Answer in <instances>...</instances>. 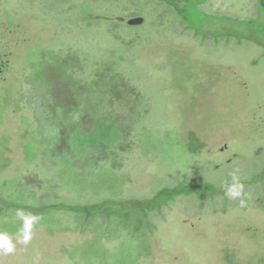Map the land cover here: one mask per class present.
Instances as JSON below:
<instances>
[{
	"label": "rangeland",
	"instance_id": "rangeland-1",
	"mask_svg": "<svg viewBox=\"0 0 264 264\" xmlns=\"http://www.w3.org/2000/svg\"><path fill=\"white\" fill-rule=\"evenodd\" d=\"M64 61L119 73L133 110L62 113ZM111 107L121 142L62 138ZM17 209L40 220L0 264H264V0H0V230Z\"/></svg>",
	"mask_w": 264,
	"mask_h": 264
},
{
	"label": "trees",
	"instance_id": "trees-1",
	"mask_svg": "<svg viewBox=\"0 0 264 264\" xmlns=\"http://www.w3.org/2000/svg\"><path fill=\"white\" fill-rule=\"evenodd\" d=\"M60 64L62 76L51 79L50 95L52 98L53 96L54 98L56 97L53 104L59 106L62 113L72 112L76 114L78 110L77 107L79 106L76 100L83 97H92L96 93V90L101 91L99 95L97 94L98 97L101 96L103 100H106L112 107L118 105L120 110L123 111L129 109L127 111L131 112L133 110L132 104L137 102L140 98L136 90L127 83L119 73L113 72L107 66L97 67V69L85 75L76 64H69L65 61ZM112 107L106 110L104 109L101 114L97 115L94 119L89 118L86 113L84 117L80 116L81 121L79 119L72 120L68 128L61 126L62 138L69 139L68 137H70L69 135L71 134L78 135L82 138L85 136L84 134L87 133L86 136H90L91 138L93 136L98 139L93 141L95 142L94 145H100L98 142L100 140L102 142L101 146L105 148L107 144L105 140L111 137L110 129H112V127L116 128V133L118 132L117 136H119V132L122 133V130L124 132L126 130L122 124L121 117L111 112ZM65 123L66 122H63L62 125L64 124L63 126H66L67 124ZM124 132L118 137L119 142H121V137ZM116 141L117 140H115L113 144H115ZM163 193H166V191L161 190L158 196ZM167 193L171 195L174 194V192L170 190ZM58 207L71 211L85 210V212L89 214L87 212L88 208L95 209L97 205H92L90 207L84 206L81 208L58 205L49 206L47 209H55Z\"/></svg>",
	"mask_w": 264,
	"mask_h": 264
},
{
	"label": "clouds",
	"instance_id": "clouds-1",
	"mask_svg": "<svg viewBox=\"0 0 264 264\" xmlns=\"http://www.w3.org/2000/svg\"><path fill=\"white\" fill-rule=\"evenodd\" d=\"M243 184L239 177L232 175V183L227 187V195L233 198L239 197L242 193ZM16 217L20 221L16 231L10 234L8 231L0 230V256H8L17 251V245H28L32 240L33 227L38 223L40 217L26 213L23 209H17Z\"/></svg>",
	"mask_w": 264,
	"mask_h": 264
},
{
	"label": "water",
	"instance_id": "water-1",
	"mask_svg": "<svg viewBox=\"0 0 264 264\" xmlns=\"http://www.w3.org/2000/svg\"><path fill=\"white\" fill-rule=\"evenodd\" d=\"M140 22H141V20L138 19V18L132 19V20L129 21L130 24H137V23H140Z\"/></svg>",
	"mask_w": 264,
	"mask_h": 264
}]
</instances>
